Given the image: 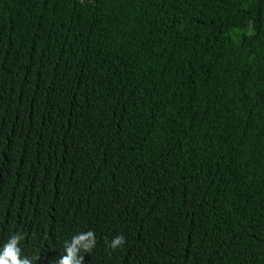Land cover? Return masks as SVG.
<instances>
[{
  "label": "trees",
  "instance_id": "16d2710c",
  "mask_svg": "<svg viewBox=\"0 0 264 264\" xmlns=\"http://www.w3.org/2000/svg\"><path fill=\"white\" fill-rule=\"evenodd\" d=\"M90 230L83 264H264V0H0V247Z\"/></svg>",
  "mask_w": 264,
  "mask_h": 264
},
{
  "label": "clouds",
  "instance_id": "9594fccd",
  "mask_svg": "<svg viewBox=\"0 0 264 264\" xmlns=\"http://www.w3.org/2000/svg\"><path fill=\"white\" fill-rule=\"evenodd\" d=\"M24 237L19 234H13L8 241L0 247V264H32L27 256H22L21 242ZM89 241L88 243H84ZM108 246L115 251L126 243V239L122 234L114 236ZM95 245L94 231L86 233H78L74 235L70 241L65 242L64 252L58 261V264H83V255L80 253L89 252Z\"/></svg>",
  "mask_w": 264,
  "mask_h": 264
}]
</instances>
